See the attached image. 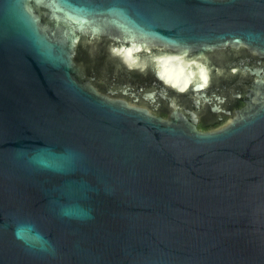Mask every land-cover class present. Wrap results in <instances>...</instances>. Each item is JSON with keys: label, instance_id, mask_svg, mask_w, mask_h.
Masks as SVG:
<instances>
[{"label": "water", "instance_id": "95a60500", "mask_svg": "<svg viewBox=\"0 0 264 264\" xmlns=\"http://www.w3.org/2000/svg\"><path fill=\"white\" fill-rule=\"evenodd\" d=\"M0 264H264V0H0Z\"/></svg>", "mask_w": 264, "mask_h": 264}, {"label": "bare ground", "instance_id": "6f19581e", "mask_svg": "<svg viewBox=\"0 0 264 264\" xmlns=\"http://www.w3.org/2000/svg\"><path fill=\"white\" fill-rule=\"evenodd\" d=\"M201 73L206 75L204 70ZM159 74L165 81L175 86H183L191 79L183 64L171 60L163 61ZM190 75L193 73L191 72Z\"/></svg>", "mask_w": 264, "mask_h": 264}]
</instances>
